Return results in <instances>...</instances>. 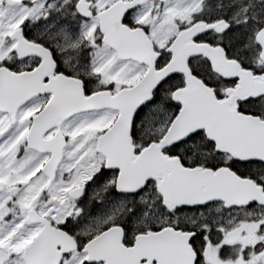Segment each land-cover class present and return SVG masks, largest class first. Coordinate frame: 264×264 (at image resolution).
I'll return each instance as SVG.
<instances>
[{
    "label": "snow or ice",
    "instance_id": "1",
    "mask_svg": "<svg viewBox=\"0 0 264 264\" xmlns=\"http://www.w3.org/2000/svg\"><path fill=\"white\" fill-rule=\"evenodd\" d=\"M0 264H264V0H0Z\"/></svg>",
    "mask_w": 264,
    "mask_h": 264
}]
</instances>
